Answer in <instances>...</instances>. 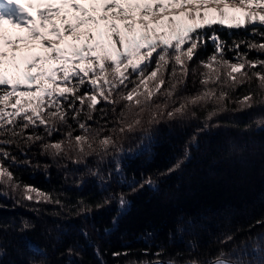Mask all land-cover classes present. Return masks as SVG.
I'll return each instance as SVG.
<instances>
[{
	"label": "snow or ice",
	"instance_id": "1",
	"mask_svg": "<svg viewBox=\"0 0 264 264\" xmlns=\"http://www.w3.org/2000/svg\"><path fill=\"white\" fill-rule=\"evenodd\" d=\"M262 29L264 0H0V197L12 198L17 206L65 207L51 192L24 182L13 171L33 167L30 158L19 157H27L34 145H39L40 155L87 167L92 157L103 164L122 156V143L114 137L134 133L145 123L151 127L165 117L173 120L189 113L195 119L201 109L206 113L201 131L218 126L210 122L225 112L264 104V59L249 58L253 51L264 54ZM218 30L245 31L261 40L229 45ZM209 43L212 51L192 67ZM228 53L233 55L229 58ZM189 76L199 87L182 95ZM253 80L258 92L234 97ZM229 104L236 107L229 109ZM255 123L264 127V116H258ZM55 134L60 138L52 139ZM13 147L19 156L13 154ZM188 151L169 172L180 167ZM121 171L122 163L117 161L115 172ZM89 172L101 174L99 167ZM144 186L153 187L151 177L129 185L133 191ZM112 199L117 200L118 211L126 209L123 194L105 197L96 209L111 204ZM77 203L78 215L92 210L83 199ZM33 227L22 222L19 230ZM183 231L177 228L178 234ZM82 235L87 238L86 232ZM188 247L194 251L197 245L189 242ZM95 251L99 259V248ZM261 251L257 243L251 255L260 257ZM67 252L72 255V249ZM111 255L119 259L130 253ZM142 255L152 259L134 258L125 264H244L240 256L223 249L205 260H164L161 247L154 253L145 249ZM100 264L107 262L101 259ZM255 264H264V258Z\"/></svg>",
	"mask_w": 264,
	"mask_h": 264
},
{
	"label": "trees",
	"instance_id": "2",
	"mask_svg": "<svg viewBox=\"0 0 264 264\" xmlns=\"http://www.w3.org/2000/svg\"><path fill=\"white\" fill-rule=\"evenodd\" d=\"M219 35L229 45L233 41L261 40L260 36L245 31H219ZM245 50L242 45L241 51ZM211 51L209 43L191 66L195 67L196 61ZM227 55L230 58L233 54ZM258 55L264 59V54L254 51L249 53V58ZM198 87V81L194 85L189 76L181 94L194 92ZM248 91H259L255 80L233 95ZM235 107L229 104V109ZM205 115V111L197 109L195 119L190 113L173 120L165 117L159 124L149 127L145 123L134 133L117 135L114 139L122 143L124 154L103 164L92 157L87 167L40 155L39 145L32 146L27 157L19 158H30L33 167L13 171L24 182L51 192L65 207L61 210L59 206L43 203L17 206L12 198L0 197V264H69L70 261L100 264L101 259L107 264H125L134 258L152 259L151 255L145 257L142 253L145 249L154 253L158 247L164 249L161 257L164 260L169 257L180 261L192 257L205 260L220 249L233 257L240 256L244 264H255L256 259L264 258V224L256 223L264 221V127L258 128L255 123L258 116H264V104L246 111L225 112L210 122L218 126L198 131L203 129ZM59 138V134L52 137ZM186 148L188 158L169 172L184 158ZM11 151L19 156L14 147ZM117 161L122 163L120 174L115 172ZM37 163L39 167L35 166ZM96 167L101 170L100 176L89 172ZM142 177H151L153 187H137L133 191L129 185L133 180L140 182ZM120 194L128 202L122 212L118 211L116 199L96 209L95 205H103L105 197ZM80 199L92 205L86 215H78L76 211ZM22 222L34 227L21 232ZM178 227L184 229L182 234L177 233ZM82 232L87 233V238ZM229 236L232 239L224 243ZM256 237L261 239L257 241ZM189 242L197 245L196 250H189ZM257 243L262 251L260 257H253L251 253ZM68 249H72L71 256ZM124 250L130 255L119 259L111 255ZM245 252L248 255H242Z\"/></svg>",
	"mask_w": 264,
	"mask_h": 264
}]
</instances>
